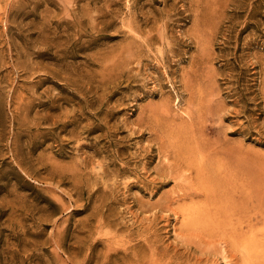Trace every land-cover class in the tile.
I'll list each match as a JSON object with an SVG mask.
<instances>
[{
  "label": "rangeland",
  "instance_id": "1",
  "mask_svg": "<svg viewBox=\"0 0 264 264\" xmlns=\"http://www.w3.org/2000/svg\"><path fill=\"white\" fill-rule=\"evenodd\" d=\"M210 167L264 202V0H0V264H264Z\"/></svg>",
  "mask_w": 264,
  "mask_h": 264
},
{
  "label": "bare ground",
  "instance_id": "2",
  "mask_svg": "<svg viewBox=\"0 0 264 264\" xmlns=\"http://www.w3.org/2000/svg\"><path fill=\"white\" fill-rule=\"evenodd\" d=\"M204 128V127H203ZM194 143V142H193ZM193 145V144H192ZM193 146H195V145H193ZM200 146V145H199ZM200 148V147H199ZM219 156V155H218ZM204 157V156H203ZM192 158V157H191ZM185 159V158H184ZM193 159V158H192ZM192 159H189L188 160V158H187V160L185 159L184 160V164H185V166H187V167H189L190 168V166H195V164H196V162H194ZM213 161V160H212ZM187 162V163H186ZM203 162V161H202ZM188 163H190V165L188 164ZM204 163H206V162H204ZM209 163H207V165H208ZM218 164V163H217ZM197 165H198V163H197ZM197 165H196V169H197ZM210 165V164H209ZM212 165V164H211ZM223 165V164H222ZM199 166V165H198ZM218 166V165H217ZM204 166H202V168H203ZM199 170H201L202 168L199 166ZM213 169V167H210V169ZM212 169H211V171H207L205 168H204V170L205 171H203V172H205V173H207V174H203V173H201L200 174V172H199V177L197 178V179H195L194 181H193V183H195V182H197V184L199 183V184H205V182H207V180H209L210 182H214V183H212L213 185H211V184H207V185H205L206 186V188L205 189H207V188H209V189H207V190H212L213 192H211V191H206V193L204 194L205 195V198L207 199V201L208 202H210V204H212V205H210L209 206V204H208V208L207 207H204L205 208V210H204V208H203V211H202V215H200V216H210V218L212 219V221L213 222H215V224H219V226L218 227H222L223 228V230H222V232H224V230H225V232H226V234L225 233H223L225 236H223L224 238H225V240L227 241V243H225L224 244V246L220 249V251L222 252V254L224 255V256H226L227 254H229L230 252V247H233L234 249H238V250H242L241 252L244 254V252L246 251L247 253H249V254H252L253 252H254V250H253V246H255L256 244H255V242H257L258 240H262L263 242H264V238H261V237H259L258 235H259V233H260V231L262 230V229H251V230H248L247 228H246V226H253V225H255L256 223H258L259 221H262L263 223H264V216L262 217V218H260L259 217V214L260 213H264V202H262L261 200H260V198L259 199H255V197L253 196V191L252 190H250L251 189V187H250V191L249 192H247V190L245 191V189L243 188V187H245V186H243V187H240V189L238 188H236V190H235V192H232V194L230 195V201H228L229 203H227V202H222L221 201V197H222V195H223V193H224V195H226L227 196V194H225V192H222V193H219L220 191H222V189L221 188H217V187H220V186H223L224 184H226V183H231L232 182V180H230L231 179V177L228 175H226L224 172H216L215 173V171H214V173L212 172ZM198 172V171H197ZM202 172V171H201ZM235 173V175H236V171L234 172ZM198 174V173H197ZM231 174V173H230ZM233 175V174H232ZM233 177V176H232ZM237 177V176H236ZM234 178V181L237 179V178ZM239 179V178H238ZM240 180V179H239ZM242 180H243V178H242ZM238 181V180H237ZM192 183V184H193ZM209 183V182H208ZM240 183V182H239ZM241 183H242V181H241ZM241 183H240V185H241ZM248 183V182H247ZM198 184V185H199ZM243 184V183H242ZM245 184V183H244ZM217 186V187H215V186ZM234 185H236V184H234ZM239 185V184H238ZM200 186V185H199ZM228 186V185H227ZM250 186V185H249ZM230 187H231V185H230ZM239 187V186H238ZM202 188V187H201ZM220 189V191L218 192V190L216 191V192H214V190L215 189ZM225 188V187H224ZM224 188H223V191H224ZM205 189H204V191H205ZM227 189H229V188H227ZM235 189V188H234ZM246 189H248V188H246ZM226 190V189H225ZM226 192H227V190H226ZM245 192H247L248 194H249V196L247 197V199H245L246 200V203L244 204L243 203V196H241V197H239L240 195H245L244 193ZM183 193V192H182ZM202 193V190H201V192L199 191V190H196L195 189V191H188V192H186V195L187 196H195V195H198V194H201ZM237 195H239V196H237ZM229 196V195H228ZM227 196V197H228ZM246 196V195H245ZM225 197V196H224ZM229 198H227V200L229 199ZM174 200H176V199H174ZM203 200V199H202ZM225 200V199H224ZM226 200V201H227ZM205 203H206V200L204 201ZM171 205V204H170ZM171 208H173V207H171ZM207 208V209H206ZM177 209V208H176ZM201 209V208H200ZM174 210V209H173ZM183 210H184V207H183ZM193 210H195V209H193ZM243 210L244 211H248V212H251L250 214H249V216L248 217H246V218H242V217H240L241 216V213L243 212ZM174 211H176V210H174ZM178 211V210H177ZM199 211L200 210H198L197 212L199 213ZM200 211V212H201ZM182 212V211H181ZM180 211H178V213H181ZM177 213V212H176ZM197 214V213H196ZM235 214H237L238 215V217L236 218L237 220L236 221H233L231 218V216L233 215V217H235L236 215ZM179 216V215H178ZM196 216H194V218H195ZM189 218H191V217H189ZM209 218V219H210ZM192 219H193V217H192ZM188 220V219H187ZM186 220V221H187ZM196 220H197V218H196ZM195 220V221H196ZM208 222V221H207ZM205 225V224H204ZM144 226V225H143ZM191 226H192V224H191ZM212 226V225H211ZM205 227V226H204ZM214 227H216V226H214ZM184 228V227H183ZM195 228V227H194ZM217 228V227H216ZM204 229V228H203ZM211 229V228H210ZM196 230V229H195ZM218 230H219V228H218ZM215 231V230H214ZM263 231V230H262ZM263 233H264V231H263ZM217 234V233H216ZM250 235L249 237V239H250V241L249 242H247V243H244L243 241H242V239L246 236V235ZM145 237V236H144ZM263 237V236H262ZM188 240V239H187ZM243 240H245V239H243ZM261 241V242H262ZM221 242V241H220ZM164 245V244H163ZM167 245V244H166ZM228 245H229V247H228ZM243 249H244V252H243ZM257 250V249H256ZM209 251V250H208ZM231 252H232V250H231ZM235 253V252H234ZM263 253V252H262ZM262 253H255V254H258V255H260V254H262ZM232 254V253H231ZM234 255V254H233ZM245 255V254H244ZM263 255H264V253H263ZM170 257V256H169ZM139 258H141V256H139ZM138 258V259H139ZM168 258V257H167ZM161 257H158V256H152V258H151V262H149L147 259H145L144 260V262L142 263V264H167L166 263V261H165V263H162V261H161ZM171 259V258H170ZM243 259H244V257H243ZM198 260V259H197ZM202 260V259H201ZM238 260V259H237ZM229 261V260H228ZM245 261H247V263H249V261L245 258ZM198 262V261H197ZM239 262V261H238ZM257 263L258 261H254V263ZM229 263H230V261H229Z\"/></svg>",
  "mask_w": 264,
  "mask_h": 264
}]
</instances>
